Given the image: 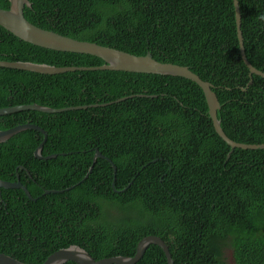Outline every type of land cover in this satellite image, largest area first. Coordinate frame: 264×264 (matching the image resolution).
Segmentation results:
<instances>
[{
  "label": "trees",
  "instance_id": "16d2710c",
  "mask_svg": "<svg viewBox=\"0 0 264 264\" xmlns=\"http://www.w3.org/2000/svg\"><path fill=\"white\" fill-rule=\"evenodd\" d=\"M30 2L25 17L43 29L189 66L214 85L226 134L237 142L264 143V78L253 75L246 88L249 69L241 57L233 0ZM239 3L248 60L264 71V0ZM10 6V0H0L1 8ZM0 60L105 63L94 55L34 45L2 26ZM128 96L134 97L107 106L0 116V130L27 122L43 127L48 134L43 155L59 154L38 159L35 150L44 135L33 129L0 143V178H19L38 198L31 200L22 189H1L0 252L28 264H41L70 245L96 259L134 256L142 238L157 235L174 264H226L227 246L233 264H264V149L235 148L227 160L231 146L216 132L197 83L127 71L50 75L0 67V108L33 103L62 108ZM96 148L117 166L115 187L121 192L112 187L110 161L94 160ZM46 189L63 191L43 194ZM136 264L168 261L151 244Z\"/></svg>",
  "mask_w": 264,
  "mask_h": 264
},
{
  "label": "water",
  "instance_id": "95a60500",
  "mask_svg": "<svg viewBox=\"0 0 264 264\" xmlns=\"http://www.w3.org/2000/svg\"><path fill=\"white\" fill-rule=\"evenodd\" d=\"M11 6L9 9H4L0 7V26L4 27L6 30L17 36L18 38L32 43L34 45L65 52L74 53H84L97 56L102 58L105 63L101 66H53L46 63H34V62H23V61H6L0 60V67H7L19 70H26L31 72H37L41 74H61L66 72L74 71H87V70H114V71H127L135 73H149V74H161V75H171L178 76L189 79L197 83L205 94L207 104L209 107V116L213 121L216 132L219 136L231 146L230 153L227 156V160L231 157L232 152L235 148L243 149H264V143L254 144V143H243L237 142L230 138L221 126V119L218 116L219 110L222 108V104L217 93L214 91V85L203 80L197 73L192 71L189 66L178 65L170 62H161L156 60L152 53L148 52L145 55H135L117 48L104 46L98 44L97 42L79 40L72 37H68L52 30L43 29L32 22H30L24 14L25 7L31 8L32 2L30 0H10ZM235 6V16L236 24L238 30V39L241 57L249 69L250 81L246 88L253 84V75H258L264 78V71L256 68L248 60L246 54V48L244 45V36L242 32V15L240 9L239 0H233ZM243 88V90H246ZM142 96V95H141ZM134 96L122 97L115 101H110L108 103L102 104H92L83 106H71L62 108H53L45 105H40L37 103L28 105H18L11 107L0 108V116L7 115L23 110H36L44 113H60L69 110L87 109L89 107L107 106L113 103L122 102L128 98ZM38 130L44 135V140L35 150V156L38 159H52L56 158L59 154H49L47 156L43 155V148L46 143L48 134L46 130L39 126L38 124L27 122L24 124L16 125L12 128L0 130V143L8 141L14 135L25 131V130ZM66 155V153H61ZM97 158H104L110 161L114 167V180L112 182V187L115 192H121L116 189V174L117 166L113 163L111 159L105 156L98 148L95 149L94 160ZM145 167V166H144ZM143 167V168H144ZM93 166H91L88 174L85 176L87 179L92 173ZM22 189L25 191L26 195L33 201H37L38 198H34L30 193L26 185H24L18 178L16 181H9L0 178V193L1 189ZM72 187H70L71 189ZM128 188V187H127ZM127 188L122 191H126ZM69 189V188H68ZM63 190H48L44 191V194L50 193H60ZM151 244L158 245L161 247L166 255L168 264H174V260L167 245L166 241L157 235H147L138 243L137 250L134 256H111L104 257L101 259L94 258L85 248L79 245H70L66 248H60L53 253H51L46 260L41 264H65L69 261L75 262L76 264H136L146 253L147 249ZM0 264H28L22 262L10 255L0 252Z\"/></svg>",
  "mask_w": 264,
  "mask_h": 264
},
{
  "label": "rangeland",
  "instance_id": "374dc122",
  "mask_svg": "<svg viewBox=\"0 0 264 264\" xmlns=\"http://www.w3.org/2000/svg\"><path fill=\"white\" fill-rule=\"evenodd\" d=\"M109 213H114L115 210L113 208L108 209ZM225 263L226 264H233L232 260V249L230 246H227L225 249Z\"/></svg>",
  "mask_w": 264,
  "mask_h": 264
},
{
  "label": "flooded vegetation",
  "instance_id": "af4514ba",
  "mask_svg": "<svg viewBox=\"0 0 264 264\" xmlns=\"http://www.w3.org/2000/svg\"><path fill=\"white\" fill-rule=\"evenodd\" d=\"M52 190H62V189H51L50 191H52ZM45 191H48V190L46 189ZM43 194H44V193H43Z\"/></svg>",
  "mask_w": 264,
  "mask_h": 264
},
{
  "label": "clouds",
  "instance_id": "9594fccd",
  "mask_svg": "<svg viewBox=\"0 0 264 264\" xmlns=\"http://www.w3.org/2000/svg\"><path fill=\"white\" fill-rule=\"evenodd\" d=\"M260 19L264 20V16L260 17Z\"/></svg>",
  "mask_w": 264,
  "mask_h": 264
},
{
  "label": "bare ground",
  "instance_id": "6f19581e",
  "mask_svg": "<svg viewBox=\"0 0 264 264\" xmlns=\"http://www.w3.org/2000/svg\"><path fill=\"white\" fill-rule=\"evenodd\" d=\"M150 97V96H149Z\"/></svg>",
  "mask_w": 264,
  "mask_h": 264
}]
</instances>
